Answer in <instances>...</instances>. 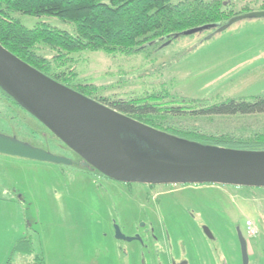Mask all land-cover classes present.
Segmentation results:
<instances>
[{"label": "rangeland", "instance_id": "374dc122", "mask_svg": "<svg viewBox=\"0 0 264 264\" xmlns=\"http://www.w3.org/2000/svg\"><path fill=\"white\" fill-rule=\"evenodd\" d=\"M226 2L238 16L244 9L264 11V0ZM13 17L27 28L45 23L74 33L71 24L55 17ZM217 28L148 44L129 56L82 51L66 56L59 66L52 64V70L69 87L92 85V98L139 99L183 111L264 96V19H241L222 31ZM35 51L52 61L49 47L40 45ZM158 121L161 129L204 136L264 134V114L169 113ZM47 131L0 93V134L70 161L50 164L0 154L1 264L15 237L26 244L18 251L24 253L10 257V264H170L182 246L190 264L201 259L210 264L209 241L197 223L212 226L222 240L231 237L228 217L242 230L246 221L264 226V188L123 184L88 170L72 152L59 149ZM115 226L125 237L140 240L115 239Z\"/></svg>", "mask_w": 264, "mask_h": 264}, {"label": "water", "instance_id": "95a60500", "mask_svg": "<svg viewBox=\"0 0 264 264\" xmlns=\"http://www.w3.org/2000/svg\"><path fill=\"white\" fill-rule=\"evenodd\" d=\"M256 18L264 19V11L236 16L216 30L222 31L237 20ZM211 27L214 26L182 34H195ZM0 89L77 155L84 167L110 180L147 186L210 184L264 188V151L204 146L155 130L59 84L1 45ZM0 154L70 164L3 134ZM114 236L127 242L140 240L138 236L125 237L117 226Z\"/></svg>", "mask_w": 264, "mask_h": 264}, {"label": "trees", "instance_id": "16d2710c", "mask_svg": "<svg viewBox=\"0 0 264 264\" xmlns=\"http://www.w3.org/2000/svg\"><path fill=\"white\" fill-rule=\"evenodd\" d=\"M172 0H0V45L12 55L54 81L60 76L53 73L52 64H58L82 51H101L105 54L132 55L148 44L172 39L192 29L221 26L238 16L232 3L226 0H183L173 4ZM248 13L242 10L239 15ZM35 18L55 17L69 23L73 34L59 31L45 23L32 28L23 26L13 15ZM43 45L50 48L54 56L47 61L37 55L35 49ZM83 96L107 106L127 117L168 135L199 143L240 151H264V134L251 138L215 137L195 133H180L175 129H161L158 119L170 116H255L264 114V96L227 99L211 105L181 110L182 107H161L143 100L121 98H92V85H75ZM0 93L21 108L0 89ZM23 111V109L21 108ZM26 112V111H25ZM29 118H34L26 113ZM36 124L47 131L37 120ZM48 132V131H47ZM74 154V153H73ZM75 155V154H74ZM77 159H80L75 155ZM95 173H98L94 171ZM99 174V173H98ZM25 240L18 241L12 253L24 251ZM27 251L26 253H28ZM25 253V254H26Z\"/></svg>", "mask_w": 264, "mask_h": 264}, {"label": "flooded vegetation", "instance_id": "af4514ba", "mask_svg": "<svg viewBox=\"0 0 264 264\" xmlns=\"http://www.w3.org/2000/svg\"><path fill=\"white\" fill-rule=\"evenodd\" d=\"M45 75L48 76L47 74ZM56 82L77 92L75 89L69 87L68 85L64 84L61 81H56ZM19 109L21 110V108ZM21 112L27 116L26 114L27 112H25L24 110L23 111L21 110ZM48 133L52 135L49 131ZM54 138H53V142L56 144V146L59 149H61L62 151L69 150L58 139L56 138L54 139ZM77 160L79 163L82 164L81 159H77ZM87 169L94 172L92 168H87ZM227 220H228L227 223L231 224V227H229V231H231L230 240H226L224 238L222 240V238H220V235H218L214 231L212 226H210L205 222H202L200 224L197 223L196 225V228L200 231L203 238H205L206 241H209V244L207 242L209 248L207 249L208 251L207 261L210 264H264V226L262 224L261 225L258 224L257 226H254L255 232L252 236H250L247 234L246 227L245 229L242 230L241 226L235 222H232L229 219V217ZM229 242L230 244H228ZM210 245H216V246H210ZM243 248L245 251V255L243 253ZM176 251L177 252L173 254H176L177 260H170V264H190L191 260L187 258L188 254L185 253L186 250L183 246L182 248L178 247ZM199 264H204L202 263V259Z\"/></svg>", "mask_w": 264, "mask_h": 264}, {"label": "crops", "instance_id": "0c3cea01", "mask_svg": "<svg viewBox=\"0 0 264 264\" xmlns=\"http://www.w3.org/2000/svg\"><path fill=\"white\" fill-rule=\"evenodd\" d=\"M0 223H1V218H0ZM1 225V224H0ZM14 235H16L15 234V232H14ZM24 235V234H23ZM13 237H15V236H13ZM18 241H20V238H17V237H15V238H12L11 240H10V242H9V252H8V254L9 255H7V258H6V260L4 261V262H2V264H10V263H8V260L10 259V257L14 254V253H12V250H13V247H14V245L18 242ZM18 254H20V253H18ZM0 264H1V262H0Z\"/></svg>", "mask_w": 264, "mask_h": 264}, {"label": "built area", "instance_id": "2783aa9c", "mask_svg": "<svg viewBox=\"0 0 264 264\" xmlns=\"http://www.w3.org/2000/svg\"><path fill=\"white\" fill-rule=\"evenodd\" d=\"M245 227H246L247 234L252 236L254 234V232H255V227L251 223V221H247L246 224H245Z\"/></svg>", "mask_w": 264, "mask_h": 264}]
</instances>
